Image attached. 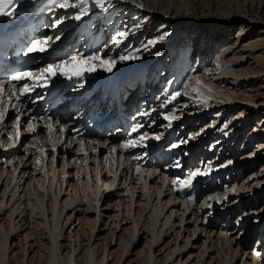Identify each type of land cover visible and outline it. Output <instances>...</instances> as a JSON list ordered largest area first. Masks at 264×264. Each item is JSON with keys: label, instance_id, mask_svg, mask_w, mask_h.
Here are the masks:
<instances>
[{"label": "bare ground", "instance_id": "obj_1", "mask_svg": "<svg viewBox=\"0 0 264 264\" xmlns=\"http://www.w3.org/2000/svg\"><path fill=\"white\" fill-rule=\"evenodd\" d=\"M84 1L24 3L22 9L31 21L35 15L44 17L37 28L43 32L34 40L45 41L55 52L46 54L43 65L35 66L32 74L49 83L50 78L74 80L98 71L97 81L109 82L123 98L136 76L128 69L147 64L139 72L145 69L147 76L154 71V76L150 74L139 87L141 77L132 90L136 96L129 95L121 105L128 115L139 109L145 119L135 125L130 121L125 132L119 127L112 134L104 132V127L96 135L87 128L72 127L66 136L71 124L62 119L58 125L50 113H34L45 97L38 90L41 83L26 91L27 85L19 84L16 92L2 84L0 264H264V118L254 123L264 117V0H89L88 5H99L81 17L83 34L68 39L71 28H57L65 23L63 8ZM13 2L0 0V22L10 19ZM32 25L38 26L37 21ZM93 27L98 29L96 35ZM106 29L121 41L100 38ZM178 33L177 39L189 47L184 55L195 53L206 40L198 63H209L205 72L215 80L197 78L207 83H202L203 90L190 79L182 90L167 96L160 76L170 74L179 46L165 48L166 56L153 57L169 41L166 35L171 36L170 45ZM188 37L193 39L191 46ZM218 49L221 53L211 63ZM167 56L166 69L159 74L160 61ZM81 82L55 93H61L65 101L59 103L57 114L77 100ZM148 88L150 93L142 97ZM155 93L163 105L178 109L161 110L158 100L151 99ZM220 103L221 111L215 113L219 107H212ZM252 124L244 141L247 147L229 152ZM175 129L180 134H173L166 151L181 149L180 163L174 168L184 166L185 177L172 186L176 179L168 183L163 170L151 168L146 156L155 140ZM202 140V144L212 142L193 167ZM139 148L141 155L134 152ZM136 158L141 160L137 166ZM97 177L110 184L108 191L97 193ZM195 193L204 195L200 204H194ZM219 220L223 224L217 226Z\"/></svg>", "mask_w": 264, "mask_h": 264}, {"label": "rangeland", "instance_id": "obj_2", "mask_svg": "<svg viewBox=\"0 0 264 264\" xmlns=\"http://www.w3.org/2000/svg\"><path fill=\"white\" fill-rule=\"evenodd\" d=\"M97 5H99V4H97ZM167 6H168V4L166 3L165 5H164V7L165 8H167ZM174 14H176V12H173V14L172 15H174ZM165 23V21L163 20V21H161L160 23H158L157 24V26L155 27V30H158V29H160L161 27H162V25ZM236 29V28H235ZM102 32H103V36H101L100 34V38H105V40L107 39V40H109V38L111 39V38H113V40L116 42V41H118V42H120L121 41V39L119 38V40H118V37H116L115 38V36H111V33H109V31H108V29H106V30H102ZM234 32V31H233ZM170 34V33H169ZM166 35V37L169 39V41L168 42H164L163 43V46L161 47V48H168V50L170 51V50H172L173 49V46H174V44L176 45V47L177 46H179V48H177V53L175 52L174 54H173V56H174V62H173V66H171V68L172 69H170L169 70V73H171V70H172V73H173V76H171L170 77V83L168 82L167 83V85H165V87L167 88H165L166 89V93H175V91H177V92H179L180 90H182L183 89V87L185 86V84H187L188 82H189V80L191 79L192 81H194L195 82V84H197V86L199 87V88H201V89H203L202 88V83H205V84H207L206 82H213V80H215V78L214 79H212V76H207V74H206V72H205V69H206V67H207V65L209 64V63H205V62H201V63H198V55H200V53H201V51L203 50V47L205 46V41H203V43H202V45H201V47L199 48V50L198 49H196L195 50V53H193V54H185L184 55V51L186 50V49H188L189 47H188V45L187 44H185L184 46L182 45V42H181V39H177L178 38V35L180 34V33H178L176 36H175V39H173V42L169 45V42L171 41V36L170 35ZM95 35H96V32H95ZM104 36H106V37H104ZM109 36V37H108ZM189 38V37H188ZM186 39L187 41L186 42H188V44L190 45V42H192V38H189V39ZM106 40V41H107ZM164 40V39H163ZM167 40V39H166ZM180 43V44H179ZM105 44V42L103 43V45ZM191 46V45H190ZM104 47H105V45L103 46V49H104ZM160 48V49H161ZM192 48L193 47H190V51H192ZM164 49H162V50H159V55H157V56H154L153 58H159V56L160 55H162L163 54V56H166V49L164 50ZM198 51V52H197ZM197 52V53H196ZM221 53V51L218 49V51L213 55V57L211 58V63L212 62H214V59H215V55L216 54H220ZM168 54V53H167ZM98 55V54H97ZM136 56H137V54H136ZM138 57V56H137ZM169 56H167L166 58H163L161 61H160V64H159V66H161V67H159V74L161 73V71L162 72H164L165 71V69H166V66H167V64H168V62H169ZM134 59V58H133ZM135 59H137L138 60V58H136L135 57ZM134 59V60H135ZM137 60H135L136 62H138ZM163 66V67H162ZM163 68V69H162ZM139 71H141V70H139ZM137 72V73H135V75H136V81H135V84H134V86L130 89V92H127V95L128 94H131V95H135V93L133 94L132 93V91L131 90H133V88L136 86V84L138 83V79H139V77H141V75H142V72ZM147 71V70H146ZM163 75V73L161 74V76ZM161 76H160V78H161ZM173 77V78H172ZM197 78H200L199 80H201L202 79V81L203 80H205L206 82H199V81H197L198 79ZM196 80V81H195ZM217 82V81H216ZM201 83V84H200ZM226 83H224V85H225ZM218 87H219V85H218ZM245 86H243V87H240L239 89L241 90L240 92H238V94H241V93H243V88H244ZM177 88V89H176ZM220 88V87H219ZM113 90V89H112ZM203 90H205V89H203ZM148 91H149V88H148ZM150 93V92H149ZM215 94V93H214ZM155 96H157V99H159V98H161V96L159 97L158 96V93H155V95H154V97H153V100H154V98H155ZM159 97V98H158ZM142 100V99H141ZM140 100V101H141ZM141 103H142V101H141ZM229 104V103H228ZM222 106H223V104H221L220 103V105L218 106V105H214L213 107H212V109H214V108H216V107H219V109H217V110H215V113H218V112H220L221 110V108H222ZM226 106V105H225ZM225 106L223 107V108H225ZM137 109V108H136ZM223 110V109H222ZM240 111V108L238 109V112ZM237 115H238V113H236L235 115H234V117H237ZM233 116V114L232 115H229L225 120H223L221 123H222V126H225L230 120H231V117ZM264 117L263 116H261L259 119H257V120H255V124H258L259 122H257L258 120H260V119H263ZM196 121H198V118L194 121V124H195V122ZM253 123V124H254ZM260 123H263V121L262 122H260ZM211 123H209V125H210ZM251 125L250 127H249V129L245 132V133H242L240 136H239V138H238V140H237V142H235V144H233V145H235V147L232 149V147L229 149V152H231V153H233V152H237L238 150H241L242 148H243V146L245 145L246 146V144L247 143H244V141H245V139H247L248 138V134H249V132H250V129L251 128H253L254 127V125ZM207 125V124H206ZM239 125V124H238ZM119 128V127H118ZM20 130V129H19ZM177 129H175L174 131H176ZM180 130H178L177 131V133L176 132H173L174 134L176 133V136L177 135H179L180 134V132H179ZM107 135V134H106ZM105 135V136H106ZM239 134H236V136H238ZM110 136V135H109ZM189 136H190V133H189ZM235 136V137H236ZM217 138H213L212 140L214 141V140H216ZM212 140L211 141H209L207 144H206V142L204 143V144H202L203 143V140L202 141H200V144H199V146L201 147V149L198 151L199 152V157L196 159L195 158V163H193V167L194 166H196L197 165V163H198V161L200 160V158H201V156H202V152L203 151H205V150H207V148H209V144L212 142ZM169 146V145H168ZM212 147V145L210 146V148ZM247 147V146H246ZM246 147H244V148H246ZM256 149V148H255ZM185 152L186 151H184L183 152V155H186L185 154ZM228 152V153H229ZM191 153V152H190ZM190 155V154H189ZM194 155V154H193ZM106 156H109V155H106ZM187 156V155H186ZM185 156V157H186ZM212 156V155H211ZM210 156V157H211ZM210 157H209V159H210ZM213 158H215V156H212L211 157V159H213ZM216 158H218V156L216 157ZM215 158V159H216ZM105 159H107V157H105ZM190 161H192V159L190 158ZM260 165L259 166H257V168L255 169V171H259L260 170ZM3 168H5V166H3ZM258 168H259V170H258ZM231 171L232 170H230L229 171V173H231ZM240 173V171H236L235 172V175L236 176H238V174ZM231 176H229L228 178H227V180H229V178H230ZM206 185V183L204 184L203 183V186H205ZM196 196V200H195V202H194V204H200L201 203V201L203 200V198H204V195H202V196H200L199 195V193H195L194 194V197ZM264 196V195H263ZM262 204H264V201L262 202ZM229 222H231V220L229 221ZM223 224V220H219L218 222H217V226H220V225H222ZM261 235V234H260ZM260 235H259V237H260ZM247 236H250V234H247ZM259 237H257V239H259ZM257 239H255L254 241H253V245H254V242L257 240ZM254 250H255V247L253 248Z\"/></svg>", "mask_w": 264, "mask_h": 264}, {"label": "trees", "instance_id": "obj_3", "mask_svg": "<svg viewBox=\"0 0 264 264\" xmlns=\"http://www.w3.org/2000/svg\"><path fill=\"white\" fill-rule=\"evenodd\" d=\"M250 239V237L248 238V240Z\"/></svg>", "mask_w": 264, "mask_h": 264}]
</instances>
